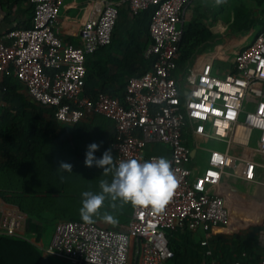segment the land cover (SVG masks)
<instances>
[{
	"label": "built area",
	"instance_id": "built-area-1",
	"mask_svg": "<svg viewBox=\"0 0 264 264\" xmlns=\"http://www.w3.org/2000/svg\"><path fill=\"white\" fill-rule=\"evenodd\" d=\"M29 1L32 26L0 37V74L17 79L36 104L53 108L60 124L74 125L91 114L111 120L114 164L163 156L175 178L161 207L133 205L120 230L92 222L58 223L44 253L72 264H174L166 232L200 231L205 264H217L208 247L213 230L228 232L233 221L248 219L244 200H264V27L216 76L214 58L196 66L193 57L176 71L185 9L200 0H89L77 47L61 36L66 0ZM122 5L133 15L155 7L144 51L151 67L126 81L121 98L102 92L85 96L86 57L110 43ZM199 140L225 148H205ZM239 183L254 187L255 194L239 192ZM24 218L0 203V235L15 236ZM258 246L263 252L257 264H264V239Z\"/></svg>",
	"mask_w": 264,
	"mask_h": 264
},
{
	"label": "trees",
	"instance_id": "trees-1",
	"mask_svg": "<svg viewBox=\"0 0 264 264\" xmlns=\"http://www.w3.org/2000/svg\"><path fill=\"white\" fill-rule=\"evenodd\" d=\"M254 2L257 7H263L261 12L264 15V0H254ZM154 9L155 7L151 6L135 15L131 14L128 7L118 10L110 43L88 55L93 56V60L87 59L88 56L86 57L83 95L94 97L97 93L102 92L121 98L126 81L130 77L139 76L150 69L152 61L144 56V51L150 42L148 24ZM195 12H198V18H191L183 25L182 36L178 45L179 56L175 62L176 71L184 70L198 50L209 41L214 40L215 37L212 31L201 21L204 18L201 7ZM124 22L129 24V29L126 38L120 39L116 32L118 26H123ZM257 26L259 27L258 30L264 27V19L259 20L253 17L252 11L247 10L242 4L232 7V20L229 25V31L232 34L248 33ZM108 64L117 66L119 74L116 76L109 75ZM46 72L48 73L50 70ZM122 74L127 75L125 80L117 81ZM106 80L111 81V83L115 81L121 90L116 92L103 87ZM21 87L22 84L13 76L1 74L0 172L12 173L23 159L31 157L49 141L60 142L64 140L63 143H69L67 140L68 130L62 131L60 136L63 139L55 137L57 122L54 117V109L27 101L26 98L29 96L19 92ZM74 128L76 131L80 130L76 126ZM113 139L114 127L110 143ZM83 141L88 143V136ZM111 155L114 158V154L111 153ZM76 157L84 160V153L78 152L77 149L76 153L71 155L74 162L79 160ZM1 186L0 196L2 199L13 204L9 193L10 191L13 193L17 191L10 188L11 185L9 188L4 183ZM114 208L119 215V218L115 219L114 222L127 224L133 211V205L117 200ZM69 220L85 222L80 219L71 218ZM187 232L189 231L166 232L168 248L174 256L171 262L174 264H191L186 259H195L194 250H199L202 253L206 250L199 243L193 244L181 237L180 242L175 239L176 236L186 235ZM250 241L255 242V237L252 236ZM208 247L218 264H233L236 260H247V263H250V258L253 256L246 245L231 246L229 240L223 235L213 236ZM242 253L245 256H242ZM41 259V252L26 241L16 237L0 236V264H40Z\"/></svg>",
	"mask_w": 264,
	"mask_h": 264
},
{
	"label": "crops",
	"instance_id": "crops-1",
	"mask_svg": "<svg viewBox=\"0 0 264 264\" xmlns=\"http://www.w3.org/2000/svg\"><path fill=\"white\" fill-rule=\"evenodd\" d=\"M126 6L127 5H122L120 8H127ZM90 10L91 3L89 0H66L65 2L61 15V36L66 42L74 47L80 45L79 31L83 22L85 19H87ZM32 18L33 6L29 0H0V37L5 36L7 33L13 30L27 29L31 27ZM128 29L129 24L127 22H124L123 26L119 25L116 32L117 37L120 39L126 38ZM212 33L214 34L215 31H212ZM6 41L9 42V39ZM214 41L215 39L209 41L202 47L206 45L212 46ZM222 42L223 39L221 42L213 46L212 49L203 51L201 53L197 52L194 56V58L196 57L195 65L198 66L202 62L207 61L210 58H214L212 61L213 74L216 76H221L226 68H230V62L232 60V57L225 56L222 53ZM88 58L93 60L94 57L88 56L87 59ZM194 58L190 60L191 63H193ZM107 67L109 70V75L116 76L119 74L117 66L108 64ZM126 77L127 75L122 74L119 76L117 81H124ZM103 87L108 89L110 88L116 92L121 90V87L118 85V83H115V81L114 83H111V81L106 80L103 83ZM19 92L27 96V92L23 86L20 88ZM26 100L33 102L32 99L28 97ZM1 105L2 104L0 101V106ZM75 126L80 130L76 131V128H74ZM64 129L68 130L67 140L69 143H63L64 140H61L60 142L52 140L45 143L38 152H35L29 158L23 159L21 164L12 173H10V179H12V184L10 185L12 186H17V184L21 181H24L27 187L34 186V184L38 186V188H31L30 192L27 190L26 193H31V195L36 194L38 196L39 203L36 207H32L24 211L14 206L12 203H8V206L13 207L25 214V218L17 234L15 236L9 237H16L26 241L41 252L42 258L46 257L43 249L47 245V242L53 230L55 229V226L62 221L71 219L67 218L68 216H66V214H64L59 209L40 204L43 199H47L44 198L45 196L49 197L51 195H55L57 192L55 187H53V189H47L45 187V185H47L49 175L51 176V171L58 167L60 161H67L69 163L74 162V159L72 160L71 155H74L77 149L78 152L85 153L86 146L91 142L95 141L98 143V140H101L105 145V149H110V140L113 135L112 121L102 115L97 114L87 115L82 119V121L74 125H64L57 122V131L55 133V137L57 139L62 138L60 135ZM87 136L88 143H85L83 140ZM79 161L83 162V160L80 158ZM3 201L4 200L0 196V203ZM255 201L256 202H244L248 208L246 209V213H249L250 217L246 219L244 216H242L239 220L233 221V223L230 224L231 230L243 223L254 224L259 215L260 217H258V219L261 218L262 210L260 209L258 203L262 202L264 204V200L256 198ZM114 213H116V211H114ZM98 225L113 230H120L126 224L124 222H105L104 224L98 223ZM257 225L259 224H256V226ZM256 226L254 228H247L246 233L244 232V238H242V240L239 242L234 241V236L232 233H229V231L222 232L220 230H213V234L214 236H231L234 246L246 245L247 248H249V252L253 253V256L250 258V263H247V260L239 261H241V264H257V261L263 250L258 245H256L255 242L250 241V232L256 229ZM180 237L189 240L193 244H198L199 240L201 239V232H187L186 235L176 236L175 239L180 242ZM194 252L195 259H186V261L191 262V264H205L203 253L199 250H194Z\"/></svg>",
	"mask_w": 264,
	"mask_h": 264
},
{
	"label": "rangeland",
	"instance_id": "rangeland-1",
	"mask_svg": "<svg viewBox=\"0 0 264 264\" xmlns=\"http://www.w3.org/2000/svg\"><path fill=\"white\" fill-rule=\"evenodd\" d=\"M239 4L244 5L247 10L252 11L253 17L259 20L264 19V15L261 12L263 7H257L254 0H200L198 3L192 2L185 9V23L190 21L191 18H198L199 14L198 12H195V10L201 7V11L204 14V18L201 19L202 23H204L211 31H215V41L213 45H206L200 48L198 53L212 49L213 46L221 42L223 39L222 53L225 56L232 57L239 49L251 43L253 36L258 31V26L248 33L232 34L229 31V25L232 20V7ZM255 136H257V133H255ZM98 144H100V147L95 152V156L97 157H99L105 150V145L101 140H98ZM199 144L205 148L213 147L219 150H224L225 148L222 144L205 142L202 140H199ZM251 145H254V141L251 143ZM71 164L73 165L72 172L60 170L57 169V167L51 171V176L49 175L47 185H45V187L47 189H53V187H55L57 192L55 195H51L49 197L45 196L44 198L47 199H43L40 204L61 210L64 214H66V216H68L67 218L82 220L79 213L82 200L81 193L86 190L92 191L94 193L99 192L100 181L105 179L110 181L112 173L111 171H105L96 166L85 167L84 163L80 162L79 160L72 162ZM10 173H6L5 171L0 172V189L3 183L6 187L8 186V188L10 187L9 185L12 184ZM33 187L38 188V186L35 184L34 186L27 187L24 181L19 182L15 187L11 185L10 188L17 191L16 193H13L12 191L9 193L10 198L13 201V205L20 208L21 210H27L29 208L36 207L39 203L38 196L36 194L31 195V193H26L27 190L30 192L31 188ZM236 189L241 193H249L251 195L255 194L256 192L254 187L247 188L241 183L236 186ZM117 200L112 201L106 198L98 212L94 214L91 222L95 224H104L105 222H110L103 219L105 213H110L115 219H118L119 215L117 212L114 213L116 210L114 208L115 206H112L115 205ZM3 202V204L8 206L9 202L5 200ZM258 204L260 209L264 211V204L262 202H259ZM244 206L245 209H248L245 204ZM259 220L257 222V224H259L256 226L257 228L250 232L251 237H255L256 245H258L259 239H264V215L261 216ZM251 225L253 224L243 223L236 226L233 230H231V228H228V230L233 234L234 241L239 242L242 240V238H244V232L246 233L247 228L251 227ZM226 238L231 243V246H234L232 237L228 236ZM45 256L53 264H72L71 262L63 261L46 254Z\"/></svg>",
	"mask_w": 264,
	"mask_h": 264
},
{
	"label": "clouds",
	"instance_id": "clouds-1",
	"mask_svg": "<svg viewBox=\"0 0 264 264\" xmlns=\"http://www.w3.org/2000/svg\"><path fill=\"white\" fill-rule=\"evenodd\" d=\"M100 144L91 142L86 146L84 166H96L105 171H111V180H101L100 191H83L81 193V219L91 222L106 198L135 206L150 205L158 209L170 197L175 178L170 169L169 161L161 156L139 162L136 159L121 160L113 164L110 149H105L99 157L95 152ZM107 166V167H105ZM73 165L67 161H60L57 169L72 172ZM113 207L115 205H112ZM103 219L114 222L110 213H105Z\"/></svg>",
	"mask_w": 264,
	"mask_h": 264
},
{
	"label": "water",
	"instance_id": "water-1",
	"mask_svg": "<svg viewBox=\"0 0 264 264\" xmlns=\"http://www.w3.org/2000/svg\"><path fill=\"white\" fill-rule=\"evenodd\" d=\"M190 155L191 156L193 155V151L192 150L190 151ZM40 264H53V263L47 257H43L40 260Z\"/></svg>",
	"mask_w": 264,
	"mask_h": 264
},
{
	"label": "bare ground",
	"instance_id": "bare-ground-1",
	"mask_svg": "<svg viewBox=\"0 0 264 264\" xmlns=\"http://www.w3.org/2000/svg\"><path fill=\"white\" fill-rule=\"evenodd\" d=\"M255 200H256V198H255V199L252 198V199H249V200H244V202H245V203L250 202V201H251V202H256Z\"/></svg>",
	"mask_w": 264,
	"mask_h": 264
},
{
	"label": "snow or ice",
	"instance_id": "snow-or-ice-1",
	"mask_svg": "<svg viewBox=\"0 0 264 264\" xmlns=\"http://www.w3.org/2000/svg\"><path fill=\"white\" fill-rule=\"evenodd\" d=\"M174 185H175V183H174ZM174 185H173V187H174Z\"/></svg>",
	"mask_w": 264,
	"mask_h": 264
}]
</instances>
